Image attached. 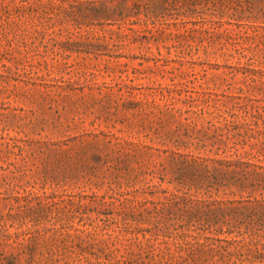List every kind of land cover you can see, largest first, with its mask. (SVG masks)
Returning a JSON list of instances; mask_svg holds the SVG:
<instances>
[{"label":"rangeland","instance_id":"374dc122","mask_svg":"<svg viewBox=\"0 0 264 264\" xmlns=\"http://www.w3.org/2000/svg\"><path fill=\"white\" fill-rule=\"evenodd\" d=\"M107 1L0 0V264H264V18Z\"/></svg>","mask_w":264,"mask_h":264},{"label":"trees","instance_id":"16d2710c","mask_svg":"<svg viewBox=\"0 0 264 264\" xmlns=\"http://www.w3.org/2000/svg\"><path fill=\"white\" fill-rule=\"evenodd\" d=\"M63 2L72 1L82 4L83 1L89 3L90 9L79 10L76 23L78 25H95L94 21H105L112 24L115 19L107 6L108 1L98 0H61ZM98 2H101L98 6ZM141 7V6H140ZM138 6V8H140ZM255 13L256 16L264 18V0H154L152 6L148 8V20H153L156 27L169 29L172 26H186L193 22V19L209 17H221L231 15L237 18H249L248 13ZM139 15V14H137ZM253 15V14H252ZM229 16V17H231ZM126 16L122 19L124 20ZM140 22H133L139 24Z\"/></svg>","mask_w":264,"mask_h":264}]
</instances>
